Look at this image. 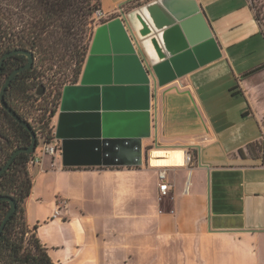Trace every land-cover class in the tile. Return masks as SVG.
I'll use <instances>...</instances> for the list:
<instances>
[{"label":"crops","instance_id":"0c3cea01","mask_svg":"<svg viewBox=\"0 0 264 264\" xmlns=\"http://www.w3.org/2000/svg\"><path fill=\"white\" fill-rule=\"evenodd\" d=\"M255 1L196 0L221 52L205 69L221 65L233 84L197 86L202 66L157 88L141 166H63L61 141L54 156L39 147L25 220L53 264H264V153L246 154L264 142V0ZM155 149L192 158L167 166L166 195L148 161Z\"/></svg>","mask_w":264,"mask_h":264},{"label":"water","instance_id":"95a60500","mask_svg":"<svg viewBox=\"0 0 264 264\" xmlns=\"http://www.w3.org/2000/svg\"><path fill=\"white\" fill-rule=\"evenodd\" d=\"M14 69L0 90V104L29 132L31 141L16 149L0 169L5 172L20 153L33 154L37 137L30 124L6 104L11 80L33 64ZM221 57L210 27L196 0H152L98 26L78 84L64 86L58 109L55 138L61 141L63 166H141L142 140L151 136V99L157 88ZM152 86V92H151ZM43 87H38L41 95ZM154 116V114H153ZM0 224V236L16 209L15 201Z\"/></svg>","mask_w":264,"mask_h":264},{"label":"trees","instance_id":"16d2710c","mask_svg":"<svg viewBox=\"0 0 264 264\" xmlns=\"http://www.w3.org/2000/svg\"><path fill=\"white\" fill-rule=\"evenodd\" d=\"M17 6L21 7L20 12L28 15L29 20L23 25L18 20L21 17L19 10L15 19L10 17L9 10L3 8V11H0V59L5 53L13 50L31 52L34 58L37 52L45 53L49 54V59H53L61 51L60 44L72 37L69 44L75 68L71 85L77 84L89 51V44L83 41L85 27L92 13L91 0H17ZM256 18L261 23L264 19V10H257ZM90 38L89 36V40ZM26 63L27 57L22 54L6 58L0 78L4 76L5 81L14 69ZM33 64L11 80L4 99L17 116L30 124L36 134L38 148L41 142L53 138L52 130L50 127L47 132L38 130L21 112L22 108L16 101L19 96L26 100L32 97L31 87L26 86V81L33 77L31 76L34 72ZM50 65L53 66L54 63L51 62ZM262 68L264 65L256 70ZM3 83L0 84V90ZM60 98L61 92H58L55 107L48 112L46 110L40 116L38 123H43L42 128H47L57 113ZM30 141L31 137L26 128L16 122L0 104V169L16 149L28 146ZM256 144H250L247 150L252 151ZM239 153L243 154L242 151ZM32 156L33 154H18L9 168L0 175V196L11 197L16 203V209L0 236V264H53L35 236L36 228L30 230L25 220L24 201L31 190L27 165ZM9 208L8 201L0 200V224ZM29 232L32 235L25 246V236Z\"/></svg>","mask_w":264,"mask_h":264},{"label":"rangeland","instance_id":"374dc122","mask_svg":"<svg viewBox=\"0 0 264 264\" xmlns=\"http://www.w3.org/2000/svg\"><path fill=\"white\" fill-rule=\"evenodd\" d=\"M148 0H134L131 3L124 6V11L130 12L141 5H143ZM22 4V3H20ZM92 13L89 15L88 25L85 27L84 33V41L88 43L90 46L91 40L93 38V34L96 28L102 25L104 22H98L94 18V13L96 10L101 9L99 6V0H91ZM7 9L11 12L10 17L13 19L17 18V11L21 8L17 6V0H0V11L2 9ZM3 11V10H2ZM20 12V10H19ZM21 17H19V21L24 25L27 20H29L28 15L20 12ZM20 16V15H19ZM114 15L113 17H116ZM112 17V18H113ZM32 22V21H31ZM102 23V24H100ZM28 25V24H27ZM89 36L91 37L89 40ZM72 37L67 38L64 43L60 44L61 51L57 54L53 59H49V54L37 52L34 58V72L26 81V86H30V93L32 94L31 99L26 100L22 97H17L16 101L19 106H21V112L29 119V121L38 129L47 132L50 124L47 128H42L43 123H38L40 116L47 110L53 109L56 104V94L61 92L64 86L71 85L72 76L74 73V59L70 53V40ZM54 63L53 66L50 63ZM84 67V65H83ZM82 67V70H83ZM207 67H202L199 69L203 71L200 73L198 77H194V83L199 86L200 83H204V86H228L232 85V77L230 73H228L227 69L221 67V65H217L210 69H205ZM199 71V72H200ZM203 77V82L201 79ZM4 76L0 78V84L4 81ZM80 80V77H79ZM79 80L77 84L79 83ZM43 87V92L41 95H37V88ZM222 96L218 97L221 98ZM236 102L239 99H233ZM156 150V149H155ZM264 153V142H259L252 147V151L246 150V154L248 156L259 157ZM31 230V229H30ZM32 235L29 232L25 236V246H27V241ZM35 253V251H32Z\"/></svg>","mask_w":264,"mask_h":264},{"label":"built area","instance_id":"2783aa9c","mask_svg":"<svg viewBox=\"0 0 264 264\" xmlns=\"http://www.w3.org/2000/svg\"><path fill=\"white\" fill-rule=\"evenodd\" d=\"M250 2L252 4H255L256 1L255 0H250ZM122 13H124V14L126 13L124 11V7L123 6H120L119 8H117L116 10L111 11V12H105V11H103L101 9H98L94 13V18L98 22H102L103 21L104 23H107L110 20H113L115 18H121V14ZM114 15H117V16L113 17ZM100 24H102V23H100ZM39 147L41 149L40 151H41L42 155H49V156H54L56 154V152L58 151V149H59L58 141L55 138L54 134H53V138L52 139L45 140V141L41 142ZM39 147L38 148L36 147L37 151L35 150V152L33 153V156L30 158V160L28 162V165L37 164L39 162L40 158L37 155H35L36 152L39 151ZM149 157H150V155H149ZM149 157H148V161H149L150 166H152L151 163H150V158ZM191 159L192 158L189 155V153H186V154L184 153V163H190ZM152 167H158V166H152ZM158 168L160 169L158 171V173H157L158 180H159V192H160L161 195H166L169 192V190H170V186L167 183V172L165 170L167 167H158ZM59 211H60V206H57L56 210L53 213V217L59 216Z\"/></svg>","mask_w":264,"mask_h":264},{"label":"bare ground","instance_id":"6f19581e","mask_svg":"<svg viewBox=\"0 0 264 264\" xmlns=\"http://www.w3.org/2000/svg\"><path fill=\"white\" fill-rule=\"evenodd\" d=\"M149 158L152 166H181L184 163V151L151 150Z\"/></svg>","mask_w":264,"mask_h":264},{"label":"flooded vegetation","instance_id":"af4514ba","mask_svg":"<svg viewBox=\"0 0 264 264\" xmlns=\"http://www.w3.org/2000/svg\"><path fill=\"white\" fill-rule=\"evenodd\" d=\"M33 63H34V57H33Z\"/></svg>","mask_w":264,"mask_h":264}]
</instances>
